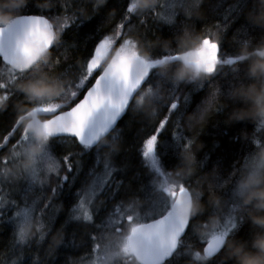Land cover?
<instances>
[{"label":"snow or ice","instance_id":"6c2138e0","mask_svg":"<svg viewBox=\"0 0 264 264\" xmlns=\"http://www.w3.org/2000/svg\"><path fill=\"white\" fill-rule=\"evenodd\" d=\"M139 2L140 0H127L121 23L113 30L112 35L105 34L98 40L91 54L78 68L62 60L60 50L70 47L69 42L61 39L69 28V21L76 28L83 25V18L73 11L84 6L83 0H73L71 4L68 0H26L21 7L0 9L14 17L6 26L0 25V61L4 65L3 73H6V79L0 75V90L3 93L0 95V112L14 107L12 100L20 95L23 96L22 103L31 105L30 110L24 109L19 114L4 136V144H0V149H3L12 134L22 129V136L12 146L10 155L0 162V192L3 191V181L24 175L17 169L19 162L27 154L26 148L34 143L28 128L35 127L37 132H42L50 140L31 174L37 179L43 177L38 183L41 187L45 182L51 184L55 175V186L50 188L52 197H59L66 183L71 186L78 179L82 171L81 157L86 154L94 156L93 167L88 171L81 188L74 194L75 203L69 208L66 220V224L75 221L96 229L94 233H89L94 245L93 251L96 252V258L91 264H172L175 258L182 256H190L192 264H216V260L223 264L219 258L224 255L225 240L250 243L255 229L250 227L251 239L237 238L240 225L247 220L240 212L234 187L230 196L231 211L226 219L221 217L219 228L201 237L206 243L202 252L194 251L193 245L187 242L198 226L207 227V223L200 224V218L205 213L191 218L188 215L193 200L207 204L204 198L206 194L200 195L196 187L178 173L184 167L181 152L190 154L194 143L182 129L185 121L192 127L187 118L189 115H198L203 107L192 96L202 88L203 83L192 84L191 91L185 93L180 85L166 80L159 69L165 63L172 67L183 63L194 68L197 77L204 74L211 84L228 66L234 82L230 83L226 93H221L216 88L211 100L207 102L208 107H213L217 94L227 97L231 89L244 80L245 67L240 63L239 54L223 53L220 40L207 31L193 48L186 47L182 50L169 47L164 54L153 53L146 56L145 53L152 47L148 36L139 34L138 25L126 22L135 17L143 25L152 18L157 24L172 26L176 35H179L181 28L183 34L193 33L187 21L191 19V11L200 7V0H196L194 4L186 0H171L167 5L166 15H153L158 12V0L154 6L144 11L139 10ZM104 3L106 0H97V8ZM250 5L254 10L252 0H238L231 9L235 16H226L223 28L219 24L215 26L217 31L227 29ZM177 9L188 13L186 19L179 24L176 22L179 15ZM242 27L254 31L258 26L250 23L246 17ZM259 28L264 30V27ZM134 31L139 36L138 39L134 36ZM172 43L178 41L173 40ZM176 52L180 54H174ZM49 77L59 81L69 80L54 99L38 102L18 90L19 84L31 82L35 85L32 88L35 95L48 94L50 89L40 85ZM165 87L168 99L166 114L161 118L159 106L164 101L154 96V90ZM144 95L154 98L156 110L149 117L157 121L140 149L144 166L150 169L151 177H154L150 179L151 194L146 195L143 200L146 208L141 206L138 195L144 191V186L133 190L131 183L124 185L122 180H117L115 173L126 171L127 166H119L113 159L117 152L114 149L118 148L122 140L118 122L129 111L143 113L136 107V98L143 99ZM26 120H30L27 127L24 125ZM167 127H171L173 131L167 133ZM108 138L109 142L104 143ZM56 143L66 147L78 144L80 150L69 151L62 158L56 157L53 151ZM253 156H250L247 164H256ZM177 160L178 163L175 162ZM62 168L66 169L64 174ZM9 170H12V176L5 178ZM67 173L73 174L71 179ZM134 179L139 180V175ZM33 185L30 182L21 188V194L25 197L22 207L16 206L14 200L0 195V216L14 208V214L9 217L8 222L14 225L17 245L29 243L24 231L26 227L35 229L38 242H43L46 235L55 231V212L48 211L55 209L53 200L45 198V202L39 207L35 199L31 203L27 202V195L33 190ZM122 186L125 188L123 193ZM220 187L223 186H210L207 195L214 194ZM118 196L121 197L119 200ZM101 212L104 217L100 223H95V218ZM206 213L214 215L215 211L209 207ZM57 237L65 247L68 246L59 233Z\"/></svg>","mask_w":264,"mask_h":264},{"label":"trees","instance_id":"16d2710c","mask_svg":"<svg viewBox=\"0 0 264 264\" xmlns=\"http://www.w3.org/2000/svg\"><path fill=\"white\" fill-rule=\"evenodd\" d=\"M166 1L168 0H158V12L153 15L167 14L168 10L164 9L169 1L167 3ZM72 2L73 0H68L69 4ZM186 2L189 3L190 0H186ZM237 2L238 0H200L197 14L192 15L191 19L187 21L190 31L200 36L206 31L211 32L214 38L218 36L222 52L228 55L239 54L245 44L248 46L249 51L258 50L260 45L264 44V30L257 27L252 31L242 27L245 25L247 13L252 10L251 5L243 15L236 17L223 32H218L215 27L219 24L223 28V24L226 22L225 17L230 15L235 16V13L231 12V9ZM126 3L127 0H106V3L97 8V0H83V7L73 9L79 17L83 18V25L76 28L72 21H69V28L62 35L61 39L69 42L70 47L67 49L61 48V59L66 60L67 64L75 65L78 68L84 59L91 54L95 44L103 35L113 34V30L122 21V17L126 11ZM252 3L254 4V0H252ZM177 12L179 15L176 18V22L179 24L186 19L187 14L181 9H177ZM89 16H91L90 19ZM127 23L138 25L139 34L148 36L149 43L152 46L148 52L150 55L167 52L164 50L161 41L170 42L169 47L180 48L179 43L173 44L172 42L173 40L178 41V37L183 35L182 28L179 35H176L172 26L165 23L157 24L152 18H149L143 25L139 24V21L135 17H132ZM134 36L137 39L139 38L135 31ZM174 54H180V52ZM243 66L245 67L246 65L243 64ZM71 78L70 76L69 79ZM233 82L232 72L228 66H225L224 72L216 76L211 84L206 80L202 88L192 94L193 100L196 103H202L203 106H208L207 102L211 100L216 88H219L221 93H226L230 83ZM180 88L187 93L191 91L193 85L181 84ZM0 92L1 95L2 90ZM163 92L166 99L159 106L161 118L166 114L167 87L163 88ZM224 99V96L216 95L215 106L211 107L206 123L189 127L187 121H185V126L182 129L188 137L194 140V143L191 145V152L195 156L196 163L192 174L187 179L196 187V190H200L206 194L204 197L206 201L208 200L207 192L210 186H223L218 188L214 193L224 201L221 217L231 211L230 196L241 170L247 164L250 156L257 153L258 149L259 151L264 149V121L247 119L242 122L229 123V116L234 108L242 107V105L228 103L227 106H224ZM22 100V95L13 98L12 103L14 107L0 112V144H4L3 138L14 125L19 114L24 109L30 110L31 108L30 104L26 102L22 103ZM156 123V120L151 119L144 112L133 113L129 111L118 122L117 126L122 140L113 159L117 165H126L127 167L126 171L116 172L115 178L122 180L124 185L131 183L133 190L139 189L143 185L144 191L138 193L141 202L146 195L151 194L150 179H154V177H151L150 169L144 166L140 149L142 148L143 140L151 133ZM172 131L171 127H167V133H171ZM21 136L22 129H18L17 132L12 134L8 144L3 149H0V162L5 157H8L6 154L7 150L11 145L17 144ZM109 140L110 138L105 141L109 142ZM53 150L62 158L69 151H79L80 147L78 144L66 147L61 143H56ZM93 157L91 154L81 157L83 170L76 183H79L80 180L84 181L87 178V173L94 160ZM72 159L75 158L73 157ZM175 162L178 163V160ZM65 172L66 170L63 169L62 174ZM137 174L140 177L139 180L134 179ZM67 175L71 179L73 174L67 173ZM14 180L16 179L3 181V191L0 192V195L14 200L16 206L22 207L24 205L21 194V188L24 183L23 178H19L21 182L19 185H16V183H19L18 181L12 183ZM75 188L74 186H69V183L65 184L60 194L61 197L55 204L57 207L54 210L56 215L54 222L55 231L46 235L43 242L37 241L38 233L35 232V235L28 238V244L17 245L14 236V225L8 222L9 217L14 214V208L7 210L3 216H0V264H84L86 261L88 263L93 259L96 252L93 251L94 245L89 237V233H94L96 229L91 225L84 226L75 221L66 224L69 208L75 203V200H73V194L77 190ZM124 191L125 188L122 186L121 193ZM38 197H30L27 202L31 203L34 199L37 200ZM120 198L118 196L117 200ZM40 201L42 200L37 201L38 207L44 203ZM111 207L112 204L110 203L109 208ZM209 216L205 213L200 218V224L208 223ZM103 217L104 214L102 215ZM100 222L101 220H99L98 215L95 218V223ZM250 227L251 225L248 222L241 224L236 233L237 238L251 239L249 235ZM57 233L68 243L67 247L60 242ZM201 237H204V235L196 231L187 241L193 245L194 251L202 250L204 242L201 240ZM57 241L59 242L57 243ZM219 259H222V257ZM172 264H192V258L190 256L178 257L172 261ZM196 264H200V262H196ZM216 264H219V260H216Z\"/></svg>","mask_w":264,"mask_h":264},{"label":"clouds","instance_id":"9594fccd","mask_svg":"<svg viewBox=\"0 0 264 264\" xmlns=\"http://www.w3.org/2000/svg\"><path fill=\"white\" fill-rule=\"evenodd\" d=\"M25 3L26 0H0V9L4 7H21ZM156 3L157 0H140L139 10L144 11ZM189 3L194 4L196 0H190ZM186 14L188 13L186 12ZM190 14H197V9H193ZM12 19L14 17L11 14L0 10V25L6 26ZM247 19L258 27H264V0H254V10L247 13ZM200 39V35L187 32L178 37V43L182 50L186 47L190 49L197 46ZM217 39H219L218 36ZM169 46L170 42H163L165 51H168ZM145 55L150 56L148 53H145ZM239 56L241 57L240 63L246 65L244 68V80L231 89L230 94L224 99V106L231 103L240 104L242 107L234 108L229 116V123L242 122L247 119L264 121V44H261L256 51H249L248 46H244L241 48ZM159 70L166 80L178 85L186 83L202 84L207 79L204 74L197 77L195 69L183 63L177 67H172L170 64L165 63L160 66ZM67 83H69L68 79L59 81L56 78H47L46 82L40 87L48 88L50 92L42 96L35 95L32 92V88L35 85L31 82L21 83L17 87L20 92L27 95L30 99L39 102L54 99L61 93ZM154 96H158L160 101H165L166 99L163 88L154 90ZM136 107L139 111L148 115L156 110L154 98L148 95H144L143 99L137 97ZM210 111L211 107L203 106L198 115H189L187 119L193 127L198 124H204L210 115ZM29 123L30 120L24 121L26 127ZM28 131L33 136L34 143L26 148L27 154L18 165L17 170L24 175L22 177L16 176L13 179L23 178L33 184H38L43 177L34 178L31 170L38 164L39 157L43 154L50 138L46 139L42 132L36 131L35 127L28 128ZM104 143H107V141H104ZM114 150L118 151V148ZM253 160L256 161V164H247L241 170L234 191L240 205L241 214L244 215L255 231L252 234L250 243L234 239L225 240L223 246L224 255L222 257L223 264H264V149L255 153ZM181 161L184 167L180 168L178 173L180 177L187 179L194 170L195 156L192 152L189 154L182 151ZM11 176L12 170H9L5 178ZM197 192L203 195L202 191L197 190ZM209 207L215 211V214L209 216L207 227H197V231L203 235L219 228L224 207L223 199L211 194L208 196L207 204L201 203L199 200H193L188 212L191 218L206 213ZM24 231L27 238L35 235L33 227H26Z\"/></svg>","mask_w":264,"mask_h":264},{"label":"rangeland","instance_id":"374dc122","mask_svg":"<svg viewBox=\"0 0 264 264\" xmlns=\"http://www.w3.org/2000/svg\"><path fill=\"white\" fill-rule=\"evenodd\" d=\"M169 1V2H168ZM168 1H166V3H167V5L171 2V0H168ZM166 3H165V5H166ZM167 5L165 6L166 8L164 9V10H168V8H167ZM3 68H4V65L2 64V63H0V75H3V78H5L6 79V73H3ZM1 93V92H0ZM3 94V93H2ZM1 94V95H2ZM12 149V145L9 147V149L7 150V152H6V154L9 156L10 155V150ZM54 151V150H53ZM258 151H259V149H258ZM54 155L56 156V157H59L58 155H57V153H56V151H54ZM93 159H94V157H93ZM93 164H94V160H93V162H92V165H91V167L89 168V170L93 167ZM62 170H63V168H62ZM64 170H66V169H64ZM82 170H83V168H82ZM82 172V171H81ZM81 172H80V174H81ZM79 174V175H80ZM55 180H56V177H55V175H53V179H52V182H51V184H49L48 182H45V184L43 185V187H41L39 184H34L32 187H33V190L31 191V192H29L28 193V195H27V200L31 197V198H34V197H38V199H37V201L39 202V200H42V201H40V202H45V198H51L52 200H53V203H54V205L56 204V202H57V200L58 199H60V197H61V195L59 196V197H52V194H51V191H50V188L51 187H54L55 186ZM19 182V183H16V185H19L21 182H20V180L19 179H16V180H14V181H12V183H15V182ZM23 186H27V184H29L30 183V181H28V180H26V179H23ZM77 182V180L75 181V183H71V186H74V187H76L75 188V193L81 188V186H82V180H80V182L79 183H76ZM11 183V182H10ZM236 183V182H235ZM42 188H40V187ZM235 187V186H234ZM41 194V195H40ZM21 195V194H20ZM73 200H75V195L73 194ZM22 198H23V200H24V202H25V197L22 195ZM22 198H21V201L23 202V200H22ZM24 202H23V204H24ZM141 206L142 207H147L144 203H143V201L141 202ZM56 205H55V209H49L48 211H54V210H56ZM104 213H100L99 214V220H102L101 218H102V215H103ZM37 215H39V213H37ZM229 215V212H228V214H226L225 216H223L225 219L227 218V216ZM95 258H96V253H95V256L93 257V259L92 260H90L88 263H87V261H86V263H84V264H91V262L93 261V260H95Z\"/></svg>","mask_w":264,"mask_h":264},{"label":"water","instance_id":"95a60500","mask_svg":"<svg viewBox=\"0 0 264 264\" xmlns=\"http://www.w3.org/2000/svg\"><path fill=\"white\" fill-rule=\"evenodd\" d=\"M204 246H206V243L203 245V247H204ZM203 247H202V248H203ZM201 251H202V250H201Z\"/></svg>","mask_w":264,"mask_h":264}]
</instances>
